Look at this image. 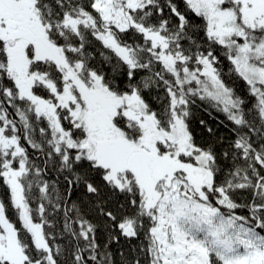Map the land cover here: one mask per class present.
Instances as JSON below:
<instances>
[{"label": "snow or ice", "instance_id": "6c2138e0", "mask_svg": "<svg viewBox=\"0 0 264 264\" xmlns=\"http://www.w3.org/2000/svg\"><path fill=\"white\" fill-rule=\"evenodd\" d=\"M0 181V264H264V0H0Z\"/></svg>", "mask_w": 264, "mask_h": 264}, {"label": "trees", "instance_id": "16d2710c", "mask_svg": "<svg viewBox=\"0 0 264 264\" xmlns=\"http://www.w3.org/2000/svg\"><path fill=\"white\" fill-rule=\"evenodd\" d=\"M201 35H203V33H201ZM95 45L98 49L102 48V45H100L98 41L95 42ZM218 55L220 57V61L217 66L220 69V71L223 73L224 78L226 82L229 84V86L233 87L237 95H241L242 97L246 99H253L247 96L248 86L246 82H244L242 78L238 76V74L232 71H229V69L232 67L230 64V61L227 60V58L223 55V52L220 51L219 48H218ZM94 63H97V64L99 63L98 56H97V60L94 61ZM104 68L106 71L110 70L108 65H104ZM40 94L47 95L46 93H43V92H41ZM145 95H146V98L149 99L150 102L152 103L153 108L159 109L161 101L155 100L153 98L156 97L157 95L163 97L165 94H164L163 89H160L158 92L156 90H153L150 94L146 92ZM163 102L166 103L167 101L164 100ZM191 112H192V116L190 117L191 125L194 129H196L197 132L199 131L197 127L199 121L201 119H204V120L212 122L213 126L219 125L220 134L226 138V142H227V138L231 137L232 134L229 131V129L232 127V124L231 122L227 120L226 115L223 112L217 111L214 108H210L207 103L200 101L198 98L196 99V103L192 105ZM29 151L31 152L32 150L29 149ZM0 199H3L5 202H7L8 200V190L6 186L3 185L2 181H0ZM119 199L123 201L124 198L123 196H121L119 197ZM36 203L37 202L34 201L31 206L35 208ZM239 214H246V213L241 211ZM8 216L13 222L16 223L17 227L20 226L17 220V217L14 213V210H12L11 208H9ZM61 224H62V221H61ZM141 240H143V235H141ZM52 242L53 244L59 243L61 245H64L67 243V241L59 235V227L55 231V239ZM133 243H138V241H133ZM123 245H124V242L122 240L120 245L113 244V248L120 247Z\"/></svg>", "mask_w": 264, "mask_h": 264}]
</instances>
